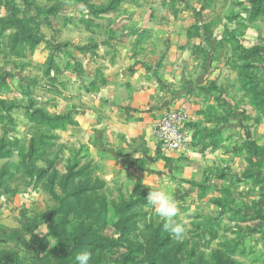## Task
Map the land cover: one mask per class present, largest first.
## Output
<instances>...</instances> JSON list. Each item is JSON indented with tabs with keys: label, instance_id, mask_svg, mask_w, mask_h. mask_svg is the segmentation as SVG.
Instances as JSON below:
<instances>
[{
	"label": "rangeland",
	"instance_id": "rangeland-1",
	"mask_svg": "<svg viewBox=\"0 0 264 264\" xmlns=\"http://www.w3.org/2000/svg\"><path fill=\"white\" fill-rule=\"evenodd\" d=\"M83 1L0 0V264H76L81 252L90 264H264V149L249 145L246 163L233 159L204 185L173 174L104 180L83 142L63 139L75 121L50 105L83 90V29L100 14L105 26L117 0ZM225 1L214 15L239 21L242 41L264 52V0ZM161 188L187 221L182 241L147 203Z\"/></svg>",
	"mask_w": 264,
	"mask_h": 264
},
{
	"label": "crops",
	"instance_id": "crops-1",
	"mask_svg": "<svg viewBox=\"0 0 264 264\" xmlns=\"http://www.w3.org/2000/svg\"><path fill=\"white\" fill-rule=\"evenodd\" d=\"M215 1L117 0L105 26L100 14L83 29V90L50 107L72 115L62 137L83 142L99 178L209 185L233 159L246 163L249 145L264 149V52L242 41L239 21L214 15ZM178 108L189 114L186 144L162 149L153 124Z\"/></svg>",
	"mask_w": 264,
	"mask_h": 264
},
{
	"label": "clouds",
	"instance_id": "clouds-1",
	"mask_svg": "<svg viewBox=\"0 0 264 264\" xmlns=\"http://www.w3.org/2000/svg\"><path fill=\"white\" fill-rule=\"evenodd\" d=\"M154 213L163 221V231L177 241H182L187 232V221H179V208L170 188L150 189L146 197ZM76 264H90L91 254L81 252L75 257Z\"/></svg>",
	"mask_w": 264,
	"mask_h": 264
},
{
	"label": "built area",
	"instance_id": "built-area-1",
	"mask_svg": "<svg viewBox=\"0 0 264 264\" xmlns=\"http://www.w3.org/2000/svg\"><path fill=\"white\" fill-rule=\"evenodd\" d=\"M189 114L183 108L166 110L153 124V132L160 148L170 151L181 150L187 140Z\"/></svg>",
	"mask_w": 264,
	"mask_h": 264
},
{
	"label": "water",
	"instance_id": "water-1",
	"mask_svg": "<svg viewBox=\"0 0 264 264\" xmlns=\"http://www.w3.org/2000/svg\"><path fill=\"white\" fill-rule=\"evenodd\" d=\"M168 106V103H166V105H164V107H167Z\"/></svg>",
	"mask_w": 264,
	"mask_h": 264
}]
</instances>
